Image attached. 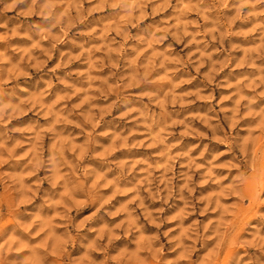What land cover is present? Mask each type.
Segmentation results:
<instances>
[{
	"label": "rangeland",
	"instance_id": "1",
	"mask_svg": "<svg viewBox=\"0 0 264 264\" xmlns=\"http://www.w3.org/2000/svg\"><path fill=\"white\" fill-rule=\"evenodd\" d=\"M0 264H264V0H0Z\"/></svg>",
	"mask_w": 264,
	"mask_h": 264
}]
</instances>
